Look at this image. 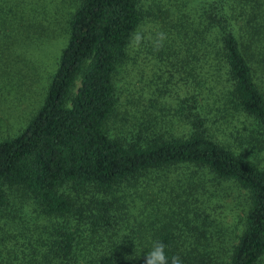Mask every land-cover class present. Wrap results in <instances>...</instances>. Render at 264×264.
Segmentation results:
<instances>
[{
    "label": "trees",
    "instance_id": "trees-1",
    "mask_svg": "<svg viewBox=\"0 0 264 264\" xmlns=\"http://www.w3.org/2000/svg\"><path fill=\"white\" fill-rule=\"evenodd\" d=\"M143 1L69 0L55 12L70 9L44 99L24 129L0 138V216L18 196L43 218H64V230L75 220L88 232L77 248L54 228L44 264H80V248L85 264H144L154 241L182 264H264V165L233 149L264 150V0H181L180 102L167 114L164 96L138 101L113 132L115 81ZM139 188L164 201L122 236L114 212L126 209L128 222L127 195ZM239 194L240 230L227 238L235 224L221 225Z\"/></svg>",
    "mask_w": 264,
    "mask_h": 264
},
{
    "label": "rangeland",
    "instance_id": "rangeland-1",
    "mask_svg": "<svg viewBox=\"0 0 264 264\" xmlns=\"http://www.w3.org/2000/svg\"><path fill=\"white\" fill-rule=\"evenodd\" d=\"M67 2L69 0L66 3L61 0H0V138L15 136L24 129L44 99L58 57L66 44L65 13L70 9H65L61 19L59 16L57 19L55 12L63 4L66 7ZM203 2L195 0L194 4L200 8ZM16 14L21 16L23 23L17 21ZM143 14L145 17L136 30L145 39L138 49L129 46L128 63L119 69L115 81L118 106L112 122L113 132L125 127L126 115L134 116L131 105L164 96L168 107L165 113L172 114L175 103L181 99V49L173 46L174 38L180 43L177 36L181 35V0H144ZM28 16L32 18L31 22H27ZM159 32H164L167 39L157 49L155 37ZM247 142H237L233 149L241 152L239 155L247 161L254 155L259 160L254 165L263 166L264 150L250 151L245 155L250 148ZM141 190L128 192L127 201L131 202L128 222L119 221L127 214L126 209L119 208L114 212L119 218L117 233L122 236L128 234L130 225L135 224L134 219L142 220L145 214L150 216L156 211L153 208L157 209V201H164L162 194L155 197ZM235 195L237 193L232 192V196ZM239 195L233 214L225 213L221 225L227 230L226 223L235 224V231L229 230L227 238L236 236L240 230L245 199L243 194ZM10 198L16 202L11 201L2 211L4 215L0 216V264H44L39 253L44 246L42 241L48 240L54 228L61 229L59 233L68 230L77 248L85 246L82 241L88 242L85 239L88 232L86 234L75 220L66 224L64 230L61 227L66 221L64 218H43L28 199ZM224 206L226 209L231 207ZM82 248L79 250L84 251ZM81 251L78 252L80 264H85Z\"/></svg>",
    "mask_w": 264,
    "mask_h": 264
},
{
    "label": "clouds",
    "instance_id": "clouds-1",
    "mask_svg": "<svg viewBox=\"0 0 264 264\" xmlns=\"http://www.w3.org/2000/svg\"><path fill=\"white\" fill-rule=\"evenodd\" d=\"M145 37L137 30H133L128 34V43L130 46L138 49L143 43ZM167 39L164 32H159L155 37V46L157 49L162 47L163 41ZM249 162L254 165L259 162L258 158L254 155L249 157ZM166 245L161 241H154L152 246L148 249L147 254L144 256V264H182V260L179 256H172L169 261V257L166 255Z\"/></svg>",
    "mask_w": 264,
    "mask_h": 264
}]
</instances>
